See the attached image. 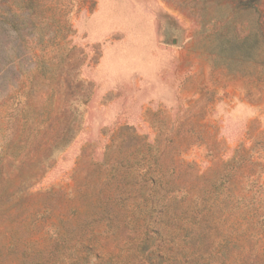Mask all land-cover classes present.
Instances as JSON below:
<instances>
[{
  "label": "rangeland",
  "instance_id": "obj_1",
  "mask_svg": "<svg viewBox=\"0 0 264 264\" xmlns=\"http://www.w3.org/2000/svg\"><path fill=\"white\" fill-rule=\"evenodd\" d=\"M0 264H264V0H0Z\"/></svg>",
  "mask_w": 264,
  "mask_h": 264
}]
</instances>
